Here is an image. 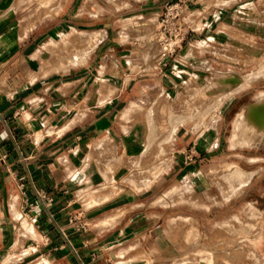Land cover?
Here are the masks:
<instances>
[{
  "label": "crops",
  "instance_id": "crops-1",
  "mask_svg": "<svg viewBox=\"0 0 264 264\" xmlns=\"http://www.w3.org/2000/svg\"><path fill=\"white\" fill-rule=\"evenodd\" d=\"M92 1L89 12L86 0H64L53 15L35 22L30 0H0V264H147V242L154 247L152 264H170L163 240L176 234L169 230L174 217L165 216L163 227L162 212L142 211L147 201L157 205L175 188L171 181L200 170L214 149L226 158H262L264 143H250L260 134L264 140V128L259 134L245 109L264 95V70L217 106H204L195 123L187 117L178 125L170 163L158 179L142 189L141 179L123 181L124 175L145 173L141 159L163 142L159 116L169 109V128L180 117L178 101L188 80L233 69L219 81L220 96L230 88L223 79L236 86L257 72L264 63L258 60L264 0H186V38L166 57L156 38L164 0L103 9L106 18ZM116 14L128 29L122 30ZM96 32L103 34L82 61L72 62L80 52L66 57L59 51L67 39L79 37L75 45L82 47V33ZM243 64L250 69L241 75ZM195 124V130L182 129ZM236 124L245 143L234 140ZM158 152L161 167L160 146ZM36 189L52 201L32 224L21 204L35 200Z\"/></svg>",
  "mask_w": 264,
  "mask_h": 264
},
{
  "label": "rangeland",
  "instance_id": "rangeland-1",
  "mask_svg": "<svg viewBox=\"0 0 264 264\" xmlns=\"http://www.w3.org/2000/svg\"><path fill=\"white\" fill-rule=\"evenodd\" d=\"M97 1L102 7L98 11L100 18L107 16L105 13H101L103 9L122 8L130 1L132 2V0ZM167 1L175 0H164L162 5ZM63 2L64 0H30V4H28L30 6L29 16L36 22L49 14L53 15ZM92 3H94L92 0L85 2L86 10L89 12H91ZM92 12L95 14L96 10L93 9ZM122 17L123 15L116 14L115 19L117 23H121L122 30H126L128 25H126V20L121 19ZM78 39L79 37L67 39V46H62L59 51H66L63 53L66 57L81 52V48L75 45ZM258 53L260 55L258 60L264 61V47H260ZM242 66L243 69L239 73L241 75L250 69V65L243 64ZM232 70H227L224 74L214 71L209 77L188 80L178 101V116L180 117L176 121L182 120L186 123L188 117V122L195 120V123L199 120V115L204 114V106L208 107V104L217 106L218 92L224 88L221 87L219 81L225 76L229 77V74L234 71ZM237 70L239 71L238 68ZM206 91H210L211 94H204ZM205 112L209 114V112ZM169 113L170 111L167 109V113L162 111L159 116L161 125L158 130L162 134L163 142L153 144L144 159H141L139 166L142 169L140 167L139 171L145 170V173L124 175V182L137 184L138 179L154 174L150 172L155 170V165H158V169H160L170 163L174 143L171 142L173 137L170 141L167 139L168 130H170ZM215 113L213 109L210 111L212 130L215 127L213 118L216 116ZM194 126L188 125L182 129L195 130L198 128L196 124ZM166 139L168 142H165ZM212 145L214 146V144ZM159 146L162 148L161 167L158 158ZM259 148L262 158L255 160L226 158L225 153L219 154L214 149L209 154H205V159L200 163V170L184 175L181 181H171L176 183L175 188L164 192L157 205H154L150 200L147 201L142 211L147 216H151L155 212H162L164 214L163 227L166 225L165 216L176 218L174 222L171 221L169 228L176 234H164L163 247L172 254L171 257L166 258L168 263L264 264V146ZM186 154L191 159L194 156L191 151H187ZM250 172H253V175L249 181L231 192L234 183L238 180V174L245 175ZM170 177L166 176L169 181L163 185V188L167 187ZM227 195L228 197L224 198ZM186 215L191 218H186ZM256 217L261 218L260 227L258 234L252 235L249 231L250 225ZM150 218L153 220V217ZM147 246L150 247V250H147L143 258L147 264H152L155 260L154 247L152 242H147Z\"/></svg>",
  "mask_w": 264,
  "mask_h": 264
},
{
  "label": "bare ground",
  "instance_id": "bare-ground-1",
  "mask_svg": "<svg viewBox=\"0 0 264 264\" xmlns=\"http://www.w3.org/2000/svg\"><path fill=\"white\" fill-rule=\"evenodd\" d=\"M103 33L102 32H96V33H93V34H90V35H86L84 33H82V35L84 36V40H83V46L80 47L81 48V52L79 54L78 57H73L72 58V62L73 63H77V62H80L83 60V58L86 56V54L89 52V50L94 46V44L96 43V41L100 38V36L102 35ZM79 43V42H78ZM80 44V43H79ZM80 50V49H79ZM77 52V51H76ZM77 54V53H76ZM263 70H264V63L261 64L260 68L257 70V72H254V73H251V74H246L244 77H243V81L238 83V85L236 86H233V82H229L227 79H223L222 82H224L226 84V86H230V88L225 91L224 93H222L219 97H218V104L226 97L228 96L229 94H231L232 92L236 91L237 89H239L240 87L246 85L248 83V81L255 75H258V74H261L263 73ZM236 81H238V79L235 78ZM237 84V83H236ZM222 91V90H221ZM245 111L247 112L248 116L249 114L251 115L249 118L252 117V119L254 120L257 128H258V131H259V134L263 131H261L263 128H264V95H260L258 96L256 99H254L250 104L249 106L246 107ZM240 116V115H239ZM245 118H243L244 120ZM246 120V119H245ZM251 122V121H249ZM184 122H182V120H178L176 122H174L171 127H170V130L169 131V134L167 136V139L170 141L178 127L179 124H183ZM245 123H247L245 121ZM251 124V123H250ZM249 125V124H247ZM252 125V124H251ZM255 126V125H254ZM253 126V127H254ZM247 127V126H246ZM255 129V127H254ZM248 131V128L246 129ZM242 131V130H241ZM246 131V132H247ZM256 130H254L255 132ZM261 131V132H260ZM240 132V126L238 124L235 125L234 127V140L236 142H246L244 141V138L241 139L240 135L242 136L243 133ZM245 136L249 135L250 134H247L244 133ZM243 137V136H242ZM247 138V137H246ZM249 138V137H248ZM254 138V137H253ZM250 139L252 140V138L250 137ZM249 139V140H250ZM247 142L249 141L248 139H246ZM250 140V141H251ZM250 143V142H248ZM261 143H264V140H263V137L261 136V134L259 135V138H257L256 141H253L251 142L250 144H256V145H260ZM150 145V144H149ZM143 155V154H141ZM135 159V158H134ZM138 159H136L137 161ZM139 161V160H138ZM138 163V162H137ZM134 165V163H133ZM168 166V165H167ZM167 166L165 167H161L160 169H157L155 171V173L152 175H149V176H145V177H142L141 179V183L139 184V188L142 189L144 187H147L151 184V182H153L159 175H160V172L162 170H164ZM235 173V172H233ZM239 173V172H238ZM253 174V172H250V173H246L245 175L244 174H238L237 176V182L234 183L233 185V188H232V191H235L237 190L239 187H242L243 185H245L251 175ZM227 196H224V198H227ZM186 218H189V217H186ZM237 218V217H236ZM176 218H173L172 219V222L175 221ZM260 217H256L254 220H253V223L250 225V233L252 235H257L258 234V230H259V227H260ZM26 226V225H25ZM190 231V230H189ZM205 254V253H204ZM202 255V254H201ZM204 256V255H202Z\"/></svg>",
  "mask_w": 264,
  "mask_h": 264
},
{
  "label": "built area",
  "instance_id": "built-area-1",
  "mask_svg": "<svg viewBox=\"0 0 264 264\" xmlns=\"http://www.w3.org/2000/svg\"><path fill=\"white\" fill-rule=\"evenodd\" d=\"M187 10L185 0L167 1L162 5L157 23L156 38L164 57L173 55L186 38L187 27L184 18ZM166 64L167 61H164L163 65ZM35 196V200L28 201L24 199L21 204L23 215L27 216L32 224L37 223L39 215L52 201L51 197L43 190L36 189Z\"/></svg>",
  "mask_w": 264,
  "mask_h": 264
}]
</instances>
